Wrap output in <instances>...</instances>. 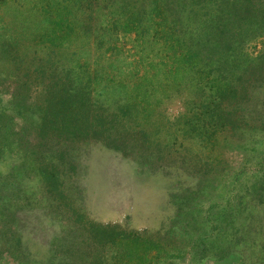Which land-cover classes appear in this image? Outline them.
<instances>
[{
    "label": "trees",
    "instance_id": "16d2710c",
    "mask_svg": "<svg viewBox=\"0 0 264 264\" xmlns=\"http://www.w3.org/2000/svg\"><path fill=\"white\" fill-rule=\"evenodd\" d=\"M24 1L0 0V261L27 263L24 235H59L67 264L105 260L120 237L86 219L77 174L100 142L185 176L165 235L196 264H264V0ZM119 56L137 70L111 107Z\"/></svg>",
    "mask_w": 264,
    "mask_h": 264
},
{
    "label": "rangeland",
    "instance_id": "374dc122",
    "mask_svg": "<svg viewBox=\"0 0 264 264\" xmlns=\"http://www.w3.org/2000/svg\"><path fill=\"white\" fill-rule=\"evenodd\" d=\"M36 1L38 0H25L23 3L31 5ZM29 15L32 26L42 30L47 24V19L30 13ZM124 42H127V48L131 46L129 37L125 38ZM260 42L261 40L256 42L257 49L262 46ZM125 56H119L114 62V85L106 88L108 89L106 91L101 86L97 88L100 92H106V97L101 98L100 101L106 100L111 107H116L124 100L125 90L119 83L128 84L137 70V67L128 64L131 60L125 59ZM133 56L131 53L127 55L128 58ZM151 60L153 64L158 63L154 56ZM158 70L157 68L155 71ZM141 71L144 72L142 67ZM165 98L164 91H158L153 97L154 105L160 106L161 103L166 102ZM177 106L179 103L174 102L171 109L175 110ZM170 139V135L167 136V142L173 143ZM78 166V183L83 189L82 212L86 219L115 231L120 237V241L106 247L105 260L100 264H196L192 254L194 250L191 251L190 246L180 250L181 242H177L180 240L179 237L176 236L173 242L172 238L165 235L171 225L175 230L178 228V221H174L173 218L178 206L176 196L180 195L181 188L186 184L184 175L173 170L164 172L161 168L145 166L136 158L123 157L100 142L82 145ZM199 215L201 218L202 213ZM258 215L263 217L264 210ZM59 227L61 228L60 225ZM56 230L57 234L59 229ZM198 230L200 228H196V231ZM48 237L52 240L53 234L48 233ZM57 237L56 241L46 245L48 240L43 237L35 236L33 239L30 235H24L20 249L26 251L28 261L26 263L21 260V263L67 264L63 262V256H59L65 248H60L59 235ZM149 239L151 242L148 241ZM153 239L162 244L152 242ZM255 240L259 244V238ZM56 244L58 247L55 250ZM258 252L259 249H254L255 255ZM0 264L15 263L4 258ZM204 264H239V258L231 255L221 261L207 260Z\"/></svg>",
    "mask_w": 264,
    "mask_h": 264
},
{
    "label": "water",
    "instance_id": "95a60500",
    "mask_svg": "<svg viewBox=\"0 0 264 264\" xmlns=\"http://www.w3.org/2000/svg\"><path fill=\"white\" fill-rule=\"evenodd\" d=\"M81 185V184H80Z\"/></svg>",
    "mask_w": 264,
    "mask_h": 264
}]
</instances>
